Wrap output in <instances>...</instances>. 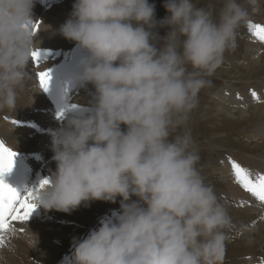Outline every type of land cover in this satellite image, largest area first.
<instances>
[{
    "label": "clouds",
    "instance_id": "obj_1",
    "mask_svg": "<svg viewBox=\"0 0 264 264\" xmlns=\"http://www.w3.org/2000/svg\"><path fill=\"white\" fill-rule=\"evenodd\" d=\"M37 2L0 0V111L16 108L29 78ZM162 6L166 15L157 19L149 0H74L57 30L84 52L76 86L92 89L88 103L50 133L56 170L36 203L70 214L119 200L118 210L74 240L71 264H223L235 225L186 126L264 0Z\"/></svg>",
    "mask_w": 264,
    "mask_h": 264
},
{
    "label": "bare ground",
    "instance_id": "obj_2",
    "mask_svg": "<svg viewBox=\"0 0 264 264\" xmlns=\"http://www.w3.org/2000/svg\"><path fill=\"white\" fill-rule=\"evenodd\" d=\"M73 3L74 0H38L33 9V19L35 23H39V31L34 35L37 38L36 48H39L41 52L40 67L37 69L30 60L27 69L29 78L19 95L16 108L11 111H0V140H3L17 154L12 170L3 176V180L22 196L29 190H36L41 180L50 179L56 170V163L52 159L54 153L50 147L52 140L50 133L60 127L71 111H66L63 119L58 118V113L65 108L66 104H77L79 107L87 104L88 92L92 89L91 85L87 90L79 88L74 80L79 72L78 64L84 55L83 50L77 45L63 47L62 43L66 39L57 31L68 18ZM158 12L156 14H159ZM251 20L254 23L264 24V10L254 14ZM45 25L51 26V30H43ZM242 63L246 64H243V68L249 72L261 73V75L264 72V44L250 35L247 25L239 29L235 48L225 54L226 67H235L238 70ZM45 69L51 70V80L47 91L39 87L36 77L37 71ZM246 81L239 87L212 85L205 90V93L212 101L215 111L214 120H221V128L241 124L245 136L244 143L247 144L245 146L251 147L248 151L253 153L258 151L260 156L257 157H264L261 156L264 154V77L249 79L248 83ZM251 81L256 83L251 84ZM253 91L258 98L252 96ZM57 94L60 96L59 99H62L60 102ZM197 106L198 108L196 107L193 112L197 116L204 115L205 123L212 124L213 121L210 119L212 116L209 115L210 105H207L206 98L203 102H198ZM12 119L20 121L19 126L12 125L10 122ZM186 127L195 141V133L191 125L188 123ZM236 142L239 143L237 140ZM231 158L239 162L235 155ZM254 158L253 162L250 161L253 165L250 170L254 173H264V158L256 159V156ZM209 166L207 171L210 174L224 179L221 183L225 185H220L217 195L228 207L235 225V228L227 233L228 238L235 240L237 247H241L243 255H246L245 251L255 252L259 247L262 248L264 246V204L234 183L229 160L222 166L211 165V163ZM222 179L219 178V181ZM103 202L93 201L87 205L92 206L93 203L102 204ZM63 214L67 213L46 210L42 205H37L27 222L14 225L15 234L5 235L4 243L0 246V255H3L7 264H54L58 254V239L72 236L60 225L63 222ZM21 228L24 229L23 232L19 231ZM31 231L38 236V243ZM248 261L251 260L248 259ZM243 264L264 263L244 262Z\"/></svg>",
    "mask_w": 264,
    "mask_h": 264
},
{
    "label": "rangeland",
    "instance_id": "obj_3",
    "mask_svg": "<svg viewBox=\"0 0 264 264\" xmlns=\"http://www.w3.org/2000/svg\"><path fill=\"white\" fill-rule=\"evenodd\" d=\"M157 1L159 3H157ZM149 2L155 4L156 12L159 11L158 12L159 14H156L157 19H161L166 15V10L162 6L164 0H149ZM195 2L200 6H208L211 4L217 9L221 6V0H195ZM33 23H35L34 19H33ZM165 32L166 29H161V30L159 29V34L161 36H163ZM62 45L65 48H69L75 46L76 44L66 39L65 42L62 43ZM243 64L246 65L245 63H242L241 66H239L238 70L235 67H230V68L226 67V65L224 64L214 73L212 77H210L211 85L209 87H206L199 94L198 102H203L204 98H206L207 105H210L209 110L213 114L210 112L209 115L212 116V118L210 119H212L213 123L212 124L205 123V120L203 119L204 115L197 116L196 113H194L193 111L191 112L188 121V123L192 127L193 132L195 133L194 138H195V143L199 149L200 164L203 166V173L206 176L207 180L214 186L216 193L220 191L221 188L220 185H225V184L221 183V181H223L224 179H222L220 176L210 174L207 171L210 168L209 166L210 163L211 165L222 166L224 162L229 160L228 159L229 157L235 155L236 159H238L239 162L241 161L240 163L243 166L252 169L253 165L250 161L253 162L255 156L256 159L264 158V157H257L260 156L259 155L260 153L258 151H256L255 153H253V151H248V149L250 150L251 147L245 146L247 144L244 143L245 136L243 135V130H242L243 126L241 124L227 125L226 127L222 126L221 128V124H222L221 120H216V121L214 120V113H215L214 107L212 101L208 99L207 93H205V90L211 88L212 85H217L221 87L224 86L239 87L245 84V80H247L246 82L248 83L249 79H257L259 76L264 77V72L262 73V75L261 73L257 74L256 72H252V71L249 72L246 68H243ZM250 83L253 84L256 83V81H251ZM61 100L62 99H59V102ZM248 105L251 106L253 104H248ZM199 130L201 131L198 133ZM180 131H182V129ZM209 131H211L212 134L209 133ZM221 132L224 134H222ZM236 140L239 141V143L236 142ZM208 146L209 148H207ZM261 156H264V154ZM219 178L222 180L219 181ZM118 209H119V200H117L116 203H110V202H103L102 204L93 203L92 206L81 204V206L73 210L70 214L69 213H67L66 215L63 214L62 215L63 222H61L60 225L67 232L69 231V233L72 234V236L61 237L58 239V245H59L57 248L58 254H57V258L54 260V262L56 261L54 264H58V262L59 264H69V261H71V256L74 250L73 248L74 240L78 238H82L83 236L87 235V233L91 229H94L99 225V221L102 218L111 215V213L114 210H118ZM242 252L243 251L241 247H237L235 240L228 238V241L226 242V253L224 256L223 264H233V263L243 264L244 262L264 263V258H263L264 246L262 248L259 247L255 251L257 252V254L255 252L245 251L246 255H243ZM248 259H250L251 261H248Z\"/></svg>",
    "mask_w": 264,
    "mask_h": 264
},
{
    "label": "snow or ice",
    "instance_id": "obj_4",
    "mask_svg": "<svg viewBox=\"0 0 264 264\" xmlns=\"http://www.w3.org/2000/svg\"><path fill=\"white\" fill-rule=\"evenodd\" d=\"M247 30L253 38L264 44V24L254 23L252 20H249ZM31 31L33 34L38 32L39 23H32ZM31 55L33 65L39 69L41 62L39 48L33 49ZM50 72V69L36 72L39 87L44 91H47L49 87L51 80ZM252 96L258 98L255 91L252 92ZM78 108L79 106L77 104H66L65 108L58 113V118L63 119L66 111H73ZM5 119L8 118L5 117ZM10 122L16 127L21 123L16 119H12ZM16 155L3 140H0V246L4 243L5 235L15 234L16 228L14 225L16 223H25L29 220L31 214L37 207V193L45 185L50 183V179L45 178L41 180L36 190H29L23 196L15 188L5 183L3 176L12 170ZM228 159L231 165V175L234 183L264 204V173H254L235 159L231 157ZM19 231L23 232L24 229L21 228Z\"/></svg>",
    "mask_w": 264,
    "mask_h": 264
}]
</instances>
